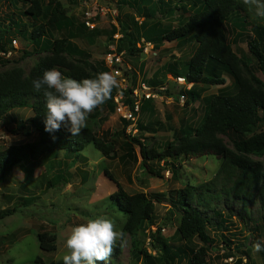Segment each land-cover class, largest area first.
Returning <instances> with one entry per match:
<instances>
[{
    "label": "trees",
    "instance_id": "1",
    "mask_svg": "<svg viewBox=\"0 0 264 264\" xmlns=\"http://www.w3.org/2000/svg\"><path fill=\"white\" fill-rule=\"evenodd\" d=\"M18 1L29 3L21 16L33 21V26L28 29L19 18L17 22H8L9 26H3L0 21V52L9 51V45L13 49L12 34L22 35L29 37L32 51H24L19 59L34 54L38 58L27 72L17 62L12 67L0 70V120L11 110L29 108L32 116L18 122L10 132L32 140L0 150V183L18 166L31 167L24 171L25 178H29V173L42 159L55 157L60 152L68 157L82 152L88 145H93L105 158L113 152L112 140L107 137L109 134L105 132L102 137H98L90 126L95 123L98 110L89 115L86 127L77 136H71L63 127L51 134L44 131L45 98L43 90L36 91L33 88V80L42 77L45 70L55 68L63 76L79 81L94 78L97 69L71 59L73 54L69 52L77 55L81 52L77 48H69L68 39L72 35L70 29L73 22L57 0H47L46 3L44 0H14L15 4ZM172 3H175L174 9L188 13L186 22L175 27L164 28L159 22H154L146 29L142 27L143 40L151 43L155 49L162 42H183L192 38L196 43L186 63L185 73H168L173 77L185 78L192 86L189 90L182 88L176 97L168 90L164 95L176 100L184 95V106L187 107L200 99L203 90L196 91L198 85L224 87L216 94L202 98L207 112L196 127L182 123L184 126L180 125L178 131L173 133L172 140L165 142L161 149L155 146L147 149L143 142L146 138L125 136L127 139L122 142L123 154L119 160L124 165L130 161L136 163L138 157L133 147L137 146L140 168L146 175L153 177L160 176V171L154 168L160 162L170 163L172 174H175V165L180 166L181 162L191 158L214 156L219 161V167L211 180L200 185L188 182L168 194L167 213L177 219V245L161 235L160 227L152 230L156 218L155 204L160 203L158 196L148 198L143 193L129 195L117 185L116 191L109 197V204L125 218L122 230L130 238L129 253L135 261L157 264L159 259L163 264H208V252L214 241L210 233L223 230L233 219L248 230L252 229L253 233L260 230V234L264 235V162L251 158L264 156V83L232 49L238 40L245 39L248 53L254 59V69L264 75V22L249 19L247 6L239 0H141L143 5L137 11L152 19L159 13L164 16L166 13L163 9H170ZM52 30H65L68 37L52 40L48 35ZM112 33H115V29ZM127 38L129 35L123 32L121 38L117 41L114 39L118 52L123 51L122 43ZM134 50L135 45L130 44L128 53ZM42 52L47 53L42 56ZM227 78L232 80V92L223 90ZM122 92L127 104L132 107L133 101L129 96L131 88ZM139 112L150 113L151 110L150 107L143 109L142 104ZM123 122L121 134L125 135L124 129L130 123ZM136 124L138 132L146 133L157 132L159 125L156 122L143 124L138 121ZM221 136L229 139L232 148L226 145ZM254 207L257 209L253 210ZM256 211L258 216L254 218L253 213ZM11 212L3 210L0 218ZM145 231L154 255L146 248H138L139 235ZM220 237L223 247L228 251L226 257L231 258L237 243L223 234ZM37 239L41 251H56L55 234L42 231L37 234ZM193 240L199 242L196 248L192 246ZM119 246L113 251L115 255L119 253ZM246 252L248 261L250 255ZM241 261L238 259L236 262L240 264ZM34 262L42 263V260L36 257Z\"/></svg>",
    "mask_w": 264,
    "mask_h": 264
},
{
    "label": "rangeland",
    "instance_id": "2",
    "mask_svg": "<svg viewBox=\"0 0 264 264\" xmlns=\"http://www.w3.org/2000/svg\"><path fill=\"white\" fill-rule=\"evenodd\" d=\"M44 1L46 3L47 0ZM57 1L66 11V16L73 22L70 29L72 35L68 39L69 48H77L81 52L80 55L69 52L73 54L71 59L93 65L97 69V73L109 72L113 74V69L106 66L105 58L109 47L114 43V35L126 32L129 38L123 41V51L121 52H124V61L130 63L131 70H128L123 78L115 75L119 81V87L113 90L111 98L105 104L96 109L98 115L95 123L90 124L98 137H102L105 132L109 134L107 137L113 143V152L109 157L105 158L93 145H88L82 152L68 157L63 156V153L60 152L55 157L42 159L29 173V178H25L24 171L30 169V166L15 167L4 182L0 183V212L3 210L12 211L10 215L0 218V264H62L61 258L67 252L65 241L71 228L90 218H110L115 222L117 230H121L125 218L121 212L116 211L109 204V197L116 191L117 185L129 195L143 193L148 198L158 196L160 203L155 204L156 218L152 230L160 227L161 235L166 237L170 243L177 245L179 243L175 233L177 219L176 216H169L167 213L169 210L167 196L188 182L200 185L211 180L218 170L219 161L214 156L187 159L181 162L180 166L175 165L177 167L175 174H172L170 163L160 162L154 166L160 171V176L153 177L146 175L145 171L140 168L137 146L133 147L138 157L136 163L130 161L124 165L119 160V156L123 154L122 142L127 139L125 136H140L146 138L143 142L147 149L153 146L161 149L165 142L172 140L173 133L178 131L180 125L196 127L207 112L206 103L202 98L216 94L224 86L202 87L203 93L200 94V99L191 102L186 107L179 100L170 101V98L164 95V91L157 90L166 84L167 90L173 97H176L183 90L181 86L167 80H164L165 82L161 86L149 83L152 79L145 76L144 72L147 69L149 75L153 74V76L156 74V70L157 74L159 72L168 74L170 71H175L183 75L186 71V63L196 47L192 38L183 42H162L157 49L153 50L158 54L155 58L150 54H144L139 49V46L143 45L142 27L146 29L154 22H159L164 28L175 27L186 22L188 13L174 9L175 3L171 4L170 9H163V12L166 13L164 16L159 13L154 18L148 19L137 11V8L144 4H141V0H135L136 3L134 0ZM239 1L242 2V0ZM28 4L20 1L15 4L14 0H0L2 25L9 26L8 22H17L19 18L27 25L28 29H31L34 22L21 16V12ZM86 11L92 15L93 29L84 24ZM247 12L249 19H255L259 23L264 22V18L255 16L249 9ZM82 23L85 27H82ZM113 29H115V33H112ZM48 35L52 40H56L68 37V32L52 30ZM228 38L231 39L232 36L229 35ZM13 39L17 41L18 49H12L9 45L8 50L12 55L9 58L0 56V70L12 67L17 62L18 66L27 72L37 60L38 55L34 54V56L20 60L24 51L28 53L32 51V44L28 36L12 34L11 40ZM130 44L135 45L136 48L131 54L128 53ZM232 49L251 68L252 73L264 83V75L254 69V59L248 53L245 39L238 40L236 44L232 45ZM46 53L42 52V56ZM140 63L144 68L138 71ZM123 67L126 68L125 65ZM226 81L223 90L232 92V80L227 78ZM141 83L147 84L159 96L149 100L152 101L151 112L142 114L139 112L136 120L129 122L130 125L124 129L125 135H123L121 131H123V121L125 120L115 108L114 96L120 90L123 91L127 88L133 90ZM31 116L29 108H20L11 110L0 120V150L9 145L22 144L32 140L19 134L13 135L10 132L18 122L25 121ZM137 121L143 124L158 123L157 132H138ZM155 128L156 126H154ZM221 138L228 147L232 148L228 138L224 136ZM251 158L264 162V156H252ZM255 209L257 207L253 208V210ZM253 216L254 218L258 216L257 211L253 213ZM251 230L234 219L223 230H216V232L213 230L215 233L210 234L214 241L213 247L208 252V264H237L238 259L242 260L240 264H245V262L247 264H264V250L256 252L253 248L256 242L264 244V235L260 234V230L254 233ZM42 231L57 236L56 251L45 252L39 249L37 234ZM220 234L237 243L236 248L231 252V258L226 257L228 251L223 247V239ZM139 237L138 248H146L149 253L154 255L147 239V231L141 232ZM198 245L199 242L193 240L192 246L196 248ZM118 246L120 247L119 253L116 255L113 253L106 264H140L129 253L131 243L128 235L125 236L123 243L117 242L115 249ZM246 251L250 255L248 261ZM36 257H40L42 263H35ZM157 260V264H163L159 259ZM97 264H103V262H97ZM182 264L186 263L182 262Z\"/></svg>",
    "mask_w": 264,
    "mask_h": 264
},
{
    "label": "clouds",
    "instance_id": "3",
    "mask_svg": "<svg viewBox=\"0 0 264 264\" xmlns=\"http://www.w3.org/2000/svg\"><path fill=\"white\" fill-rule=\"evenodd\" d=\"M255 16L264 18V2L242 0ZM36 91L43 90L46 113L44 131L55 133L63 127L71 136H77L86 127L89 115L111 98L119 87L117 77L109 72H98L94 78L75 80L63 76L55 68L45 70L42 77L33 80ZM53 139L55 137L53 136ZM125 232L117 230L110 218H90L71 228L65 241L66 254L62 264H97L112 256L117 242L125 241ZM254 251L264 250V244L256 242Z\"/></svg>",
    "mask_w": 264,
    "mask_h": 264
},
{
    "label": "built area",
    "instance_id": "4",
    "mask_svg": "<svg viewBox=\"0 0 264 264\" xmlns=\"http://www.w3.org/2000/svg\"><path fill=\"white\" fill-rule=\"evenodd\" d=\"M92 19L93 18H92L91 13L86 11L84 24L87 27H90L93 29L94 24H93V21H91ZM119 38H121V34L120 35H118V34L114 35V39L116 41ZM142 43H143V45L139 46V49H141V51L144 54H146V55L150 54L154 58L158 55L157 52L153 51L154 47L151 43L146 42L144 40L142 41ZM11 44H12L13 49H18L17 41L13 40ZM116 47L117 46H116L115 42L109 47V52L106 55L105 63L109 69H113L114 75L123 78L127 74V71L129 69L123 67L125 65V63H124V52H118ZM11 55L12 54H11L10 50L7 52H0V56L6 57V58L11 57ZM166 80L173 82L176 85L181 86V88H184L186 90H189L190 87L192 86V84L186 82L185 78L173 77L171 74L166 77ZM167 88L168 87H166V84H163L157 90L165 92L167 90ZM129 96H130L131 100L133 101L132 107H130L127 104V98L124 96L122 90H120L118 92V94H116L114 96L115 108H116L117 112L120 114V116L122 117V119H124L127 122H134L137 118L136 117L137 114L139 113V108H140L141 102L145 101V100L157 98L159 95L155 94L154 90L151 87H149L147 84L141 83V84H139V86L137 88L131 90V94ZM173 100L174 99L171 98V101H173ZM178 100L181 104H183L185 102L186 98L184 95H180L178 97Z\"/></svg>",
    "mask_w": 264,
    "mask_h": 264
},
{
    "label": "crops",
    "instance_id": "5",
    "mask_svg": "<svg viewBox=\"0 0 264 264\" xmlns=\"http://www.w3.org/2000/svg\"><path fill=\"white\" fill-rule=\"evenodd\" d=\"M124 63H125V65H126V68L127 69H129V71L131 70V66L129 65L130 63H127V62H125L124 61ZM144 68V66H143V64L142 63H140V66H138V71L140 70V69H143ZM155 71V70H154ZM146 75L145 76H147V77H151V82H149V83H152L153 85H160L161 86V84H163L165 81L164 80H166V77L168 76V75H170V74H167V73H165V72H163V73H160L159 72V74H157L158 72H157V70L155 71V75L153 76V74H151V75H149V73H148V69L144 72ZM154 73V72H153ZM162 77V78H161ZM202 87H204V86H200V85H198L196 88H195V90L196 91H199L200 89H202ZM213 95V94H212ZM170 101H171V98H170ZM143 104V109H147V108H149L151 105H152V101H142L141 102V105ZM140 105V106H141ZM139 114V113H138ZM142 114V113H141Z\"/></svg>",
    "mask_w": 264,
    "mask_h": 264
}]
</instances>
